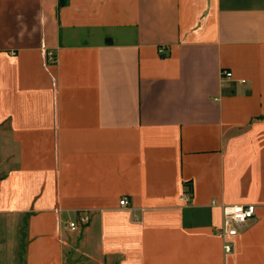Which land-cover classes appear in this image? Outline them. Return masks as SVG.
Wrapping results in <instances>:
<instances>
[{
  "label": "crops",
  "instance_id": "crops-1",
  "mask_svg": "<svg viewBox=\"0 0 264 264\" xmlns=\"http://www.w3.org/2000/svg\"><path fill=\"white\" fill-rule=\"evenodd\" d=\"M0 264H264V0H0Z\"/></svg>",
  "mask_w": 264,
  "mask_h": 264
},
{
  "label": "built area",
  "instance_id": "built-area-1",
  "mask_svg": "<svg viewBox=\"0 0 264 264\" xmlns=\"http://www.w3.org/2000/svg\"><path fill=\"white\" fill-rule=\"evenodd\" d=\"M49 59L54 61V55L49 53ZM224 77L231 79L233 74L231 72H224ZM181 201H188L189 196L183 195L180 199ZM120 206L128 208L130 202L128 198L123 197L120 200ZM222 215H223V224L221 227L220 235L224 239V250L225 252L231 253L233 249V243L231 238L236 237L240 230L250 221L255 219L256 216V206L252 204L248 205H221ZM71 230L75 231L78 228L76 222L69 224Z\"/></svg>",
  "mask_w": 264,
  "mask_h": 264
},
{
  "label": "trees",
  "instance_id": "trees-1",
  "mask_svg": "<svg viewBox=\"0 0 264 264\" xmlns=\"http://www.w3.org/2000/svg\"><path fill=\"white\" fill-rule=\"evenodd\" d=\"M64 2V1H63Z\"/></svg>",
  "mask_w": 264,
  "mask_h": 264
}]
</instances>
